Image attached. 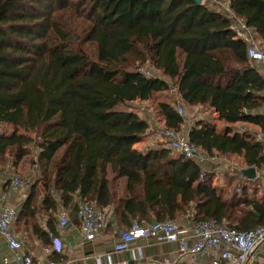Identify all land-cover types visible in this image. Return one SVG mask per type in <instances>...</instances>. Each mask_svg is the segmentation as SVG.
Instances as JSON below:
<instances>
[{
	"label": "trees",
	"instance_id": "1",
	"mask_svg": "<svg viewBox=\"0 0 264 264\" xmlns=\"http://www.w3.org/2000/svg\"><path fill=\"white\" fill-rule=\"evenodd\" d=\"M223 1L264 51V0ZM66 15L85 28L77 31ZM147 64L161 76L142 73ZM172 86L188 105L211 110L193 124L190 141L210 157L241 156L256 168L255 179L227 174L221 184L216 172L164 144L136 146L153 125L119 105L149 101ZM159 114L164 126L180 129L183 118L169 98ZM217 120L226 126L219 129ZM237 123L264 131V76L229 15L206 2L0 0V162L16 170L35 153L17 221L44 245L59 236L58 203L71 212H78V197L112 203L109 170L127 179L129 196L116 212L128 226L215 219L239 231L264 227V145ZM42 188L46 227L37 219Z\"/></svg>",
	"mask_w": 264,
	"mask_h": 264
},
{
	"label": "built area",
	"instance_id": "2",
	"mask_svg": "<svg viewBox=\"0 0 264 264\" xmlns=\"http://www.w3.org/2000/svg\"><path fill=\"white\" fill-rule=\"evenodd\" d=\"M227 14L231 18V29L238 38L247 43L249 58L260 66L264 76V51L253 28L248 26L243 18L235 14L230 7H228ZM142 68L139 70L145 75L157 77ZM169 92L174 96V103L183 118V122L180 129L157 126L155 139L163 140L165 146L199 164H203L207 160L219 162V157L206 155L199 146L190 141L189 132L183 129L188 119L184 114L183 97L177 86H172ZM146 120L151 122L152 116L147 114ZM255 138L264 145V131H257ZM151 148H153V144L144 150L148 151ZM9 168L10 166L5 167L0 164V181H10L9 190L0 196V234L13 254L14 261L12 264H35L33 255L24 251L23 242L18 239L12 229L17 219V210L5 202L6 199L10 198L12 192L24 190L33 180L32 178L10 176ZM240 172V175L243 176L242 171ZM78 215L81 220V237L78 245L84 247L93 242L105 230L108 218L104 210L86 200L80 203ZM69 221V212L62 210L59 215V226L65 228ZM51 236L53 235L51 234ZM139 240L157 244H177L175 249L155 260L160 264H202V258L208 260L207 264H264L258 254V250L264 247V227L239 231L227 227L215 219L202 220L196 223L161 220L150 225L135 222L120 234L111 252L101 256V258L106 259L107 264H116L114 254H122L128 251L132 244ZM62 250L63 244L58 237L53 238L51 246L44 247V252L47 255L54 252L60 253ZM4 261L5 264H11L7 258ZM50 264H56V262L51 261Z\"/></svg>",
	"mask_w": 264,
	"mask_h": 264
},
{
	"label": "crops",
	"instance_id": "3",
	"mask_svg": "<svg viewBox=\"0 0 264 264\" xmlns=\"http://www.w3.org/2000/svg\"><path fill=\"white\" fill-rule=\"evenodd\" d=\"M197 106H199V108L203 107V105ZM203 113H199L195 118H188L187 124L183 126V129L187 130V132H190L193 124L197 120L208 118V116H203L207 115L205 114L206 112L204 114ZM149 123H151L153 126L150 127V130L145 135L144 140L136 145L138 148L143 149L144 144H146L145 148L152 144L153 148L159 147L161 145L160 140L155 139L156 127L158 126V124H156L155 122ZM216 123L219 129H223L226 126V123L222 120H217ZM232 126L240 130L245 129L252 132H257V130L259 129L258 126H255L250 123H237ZM156 143L157 145H155ZM26 157H24L23 160L19 163V165L16 167V170L12 167L11 163H7L6 165H4L0 162V164L4 165L5 167L10 166V176H20L25 179L32 178L33 180L35 170L31 168L28 169V171L26 172L23 169V164L25 163ZM231 158L237 160V162L240 163V168L233 167L228 170L225 167L226 164L224 162H220V160L219 162H212L211 160H207V162H204L201 165L204 170L209 172L214 171L217 173V170L219 171L223 169L222 171L224 173H217L218 179L220 177L222 178L223 174H225V176L229 174L230 176H233L236 181H243L242 178L246 177L244 175L243 177H241L240 171H242L241 169L247 167H245L242 157L233 155L231 156ZM32 166L34 167L33 163ZM108 177L110 179V186L112 189V203L105 206H99L97 203H93L97 208L104 210L107 214V226L105 230L93 242L87 244L84 247L78 245V242L81 237V220L79 218L78 212H71L70 209L66 208L61 203H58L55 216L58 221V238L63 244V250L59 254L54 253L55 256L53 255V253L50 255L45 254L44 247L46 245H44L42 240L32 231V229H27L26 226L23 228L16 219L12 229L18 239L23 242L24 251L33 255L35 259V264H50L51 261L56 262V264H107L106 259L101 258V256H104L107 253L111 252L113 245L118 240V237L120 236L121 232L127 230L133 223L138 222L134 221L131 225L128 226L127 224L121 221L116 212V209L119 206V200L121 198H126L129 196V192L127 189V179L125 177H120L117 174H114L111 170H109ZM258 177L264 180V170H262ZM223 179L226 180L225 178ZM223 179H221L220 182H223ZM5 183L6 180L4 182L0 181V196L3 194V192L9 190V186L6 187L7 189L5 188ZM31 183H29L26 188L22 191L16 190L12 192L10 198L5 200L6 204L18 208L20 204L26 199V196L29 193L28 188ZM26 190L28 191L26 192ZM43 197L44 190L40 195L39 201L37 203V219L39 220L42 227H46L48 216L45 215L43 212ZM77 201L80 205V203L85 200H82L78 197ZM62 210H67L70 214V221L65 228L59 226V215ZM187 221L189 220L187 219L179 222ZM176 247L177 244L174 243L157 244L155 242L139 240L133 243L128 251L122 254H114L113 257L116 264H160L155 260L160 259L163 254H168L171 250L175 249ZM258 254L260 256V260L264 262V247H261L258 250ZM5 258L9 259V262H11V264L14 261L13 254L9 250L7 242L0 234V264H5ZM201 263L207 264L208 260L206 258H202Z\"/></svg>",
	"mask_w": 264,
	"mask_h": 264
},
{
	"label": "rangeland",
	"instance_id": "4",
	"mask_svg": "<svg viewBox=\"0 0 264 264\" xmlns=\"http://www.w3.org/2000/svg\"><path fill=\"white\" fill-rule=\"evenodd\" d=\"M203 2H206L207 4H209L212 8L216 9V10H220L223 11L225 13L228 12V2L227 1H223V0H203ZM65 19L68 20L70 22V24L77 30V31H82L85 28V23L83 21H80L78 19H76L73 16H69L66 15ZM84 48L89 51L91 53V55H93V57H95V45L91 44V43H84ZM138 64V63H137ZM144 71H149L151 72V74L153 73L155 76H161V73L158 72L157 70L153 69L150 65H146L142 68ZM173 95L168 91H164L160 94L155 95L151 100L149 101H140L137 100L135 102H132L130 105L128 104H120L119 108L120 109H131V110H135L137 112L140 113L141 116L146 118L147 114H150L152 116V121L151 122H155L156 124H158V126H164L163 122L161 121V117L159 114V103L163 100H171L174 103V99H173ZM175 104V103H174ZM183 107H184V114L186 115L187 118L192 119V117H196L199 113H205L207 115H203V116H208V117H212L211 115V110L208 108V106H203L200 107L199 106H190L187 103L183 102ZM203 113V114H204ZM5 128H2L1 132L4 131ZM8 131L11 132L12 129L8 128ZM258 131V130H257ZM161 144H164L163 140H160ZM146 144L143 145V150L145 148ZM35 158V153L33 155H30L29 157H26L25 163L23 164V169L27 172L28 169L33 168L34 170L35 167L32 166V160ZM220 158V162H224L226 165L225 167L230 170L233 167H240V163L237 162V160H234L233 158H229V157H219ZM207 162V161H205ZM221 170H217V173H221ZM224 173V172H223ZM225 174H223V177L219 178L221 181V179L225 178ZM34 180V178H33ZM224 180V179H223ZM225 180L223 182H221V184H224ZM28 190H26L27 192Z\"/></svg>",
	"mask_w": 264,
	"mask_h": 264
},
{
	"label": "water",
	"instance_id": "5",
	"mask_svg": "<svg viewBox=\"0 0 264 264\" xmlns=\"http://www.w3.org/2000/svg\"><path fill=\"white\" fill-rule=\"evenodd\" d=\"M197 4H201L203 0H194ZM242 174L248 179H255L257 177V171L255 167H247L242 169Z\"/></svg>",
	"mask_w": 264,
	"mask_h": 264
}]
</instances>
